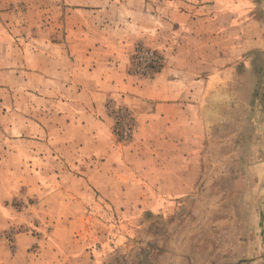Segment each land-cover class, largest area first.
Instances as JSON below:
<instances>
[{"label": "rangeland", "instance_id": "rangeland-1", "mask_svg": "<svg viewBox=\"0 0 264 264\" xmlns=\"http://www.w3.org/2000/svg\"><path fill=\"white\" fill-rule=\"evenodd\" d=\"M0 264H264V0H0Z\"/></svg>", "mask_w": 264, "mask_h": 264}, {"label": "crops", "instance_id": "crops-1", "mask_svg": "<svg viewBox=\"0 0 264 264\" xmlns=\"http://www.w3.org/2000/svg\"><path fill=\"white\" fill-rule=\"evenodd\" d=\"M104 67L105 69L101 73H98L100 69L97 66L96 68H92V72H89L91 76H94L92 77V82L88 83L89 86L80 95L82 98L86 97L91 102V105L96 108L95 112L97 116L102 118L107 116L106 102L108 99L122 100L124 103L131 105L145 101L144 104L154 109L152 108L144 115H148L150 118L167 120L166 122L171 123V125L176 123V125L180 124L183 126L176 128L177 130H186V127L188 129L192 127L190 123L193 122H187L190 119L188 115L187 117L185 116L189 112L188 110H179L178 116H172L168 113L169 110L179 109L181 106L184 107V104L174 106L162 102L168 99L165 97L166 94L177 96L178 99L183 100L184 91L178 90V81L175 83L165 81L166 78H164L163 74L153 80L148 88H145L144 86L142 87L143 83L141 81L129 76L128 67L122 61L117 66L105 65ZM173 87L176 90H173ZM139 96H143V98ZM188 107L193 110L195 106ZM171 118L173 120L169 121ZM172 129L174 128L172 127L169 130Z\"/></svg>", "mask_w": 264, "mask_h": 264}]
</instances>
